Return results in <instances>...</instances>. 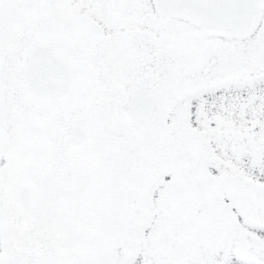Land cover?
Masks as SVG:
<instances>
[{"label":"snow or ice","instance_id":"6c2138e0","mask_svg":"<svg viewBox=\"0 0 264 264\" xmlns=\"http://www.w3.org/2000/svg\"><path fill=\"white\" fill-rule=\"evenodd\" d=\"M0 264H264V0H0Z\"/></svg>","mask_w":264,"mask_h":264}]
</instances>
